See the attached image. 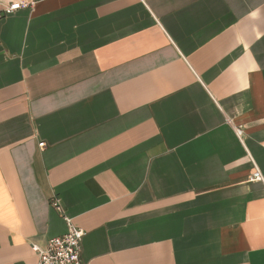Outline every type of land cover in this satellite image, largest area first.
Returning <instances> with one entry per match:
<instances>
[{"label":"crops","instance_id":"0c3cea01","mask_svg":"<svg viewBox=\"0 0 264 264\" xmlns=\"http://www.w3.org/2000/svg\"><path fill=\"white\" fill-rule=\"evenodd\" d=\"M0 0V264L82 230V264H264V0ZM26 1V0H19ZM44 144V147L40 145Z\"/></svg>","mask_w":264,"mask_h":264},{"label":"built area","instance_id":"2783aa9c","mask_svg":"<svg viewBox=\"0 0 264 264\" xmlns=\"http://www.w3.org/2000/svg\"><path fill=\"white\" fill-rule=\"evenodd\" d=\"M34 5V2L14 1L7 6L3 15L11 16L19 10L26 9ZM44 147V144L40 145ZM255 166V171L251 176L252 182L264 183V178L260 170ZM55 210L60 213L65 220L68 232L66 235L49 240L46 248H40L37 245L32 246L33 252L39 257V264H82V240L85 233L73 225V220L65 216L63 209L58 202L52 203Z\"/></svg>","mask_w":264,"mask_h":264}]
</instances>
